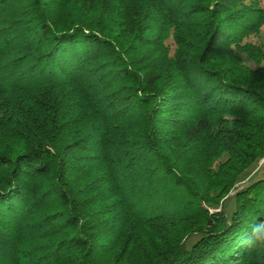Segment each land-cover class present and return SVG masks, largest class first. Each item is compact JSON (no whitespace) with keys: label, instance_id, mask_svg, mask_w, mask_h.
Masks as SVG:
<instances>
[{"label":"trees","instance_id":"1","mask_svg":"<svg viewBox=\"0 0 264 264\" xmlns=\"http://www.w3.org/2000/svg\"><path fill=\"white\" fill-rule=\"evenodd\" d=\"M263 31L264 0H0V264H264Z\"/></svg>","mask_w":264,"mask_h":264},{"label":"rangeland","instance_id":"2","mask_svg":"<svg viewBox=\"0 0 264 264\" xmlns=\"http://www.w3.org/2000/svg\"><path fill=\"white\" fill-rule=\"evenodd\" d=\"M253 43H263L264 44V31H263V34H262V37L261 39L258 41L256 39H253L252 40ZM264 177V156L262 157V159L252 168V170L250 171L248 177L240 184V189L245 187L246 185L256 181V180H259L261 178ZM231 205H229L230 207Z\"/></svg>","mask_w":264,"mask_h":264}]
</instances>
